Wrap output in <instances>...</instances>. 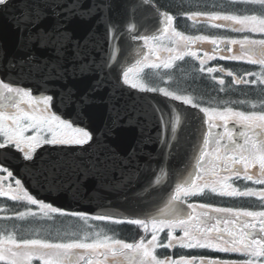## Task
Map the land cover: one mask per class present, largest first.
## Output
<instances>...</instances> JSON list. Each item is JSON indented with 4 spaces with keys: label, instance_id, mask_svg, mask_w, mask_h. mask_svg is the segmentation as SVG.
I'll use <instances>...</instances> for the list:
<instances>
[{
    "label": "snow or ice",
    "instance_id": "obj_1",
    "mask_svg": "<svg viewBox=\"0 0 264 264\" xmlns=\"http://www.w3.org/2000/svg\"><path fill=\"white\" fill-rule=\"evenodd\" d=\"M224 5H197L194 10L179 15L161 8L157 0H140V8L152 14L149 24L131 15L105 22V44L111 49L103 60L95 55L99 41L89 29L77 36L69 28L76 9L58 12L56 22L45 27L46 7L60 5L25 4L18 15L9 9L13 0H0V16H11L10 23L19 34V57L8 58L0 44V198L23 205V210L0 207V221L13 227L0 231V264H264V98L256 101H224L222 107L202 106L192 95L172 90L169 82L173 74L156 72L165 86H153L143 79L145 69L171 70L177 61L191 57L198 61V71L208 74L225 92V76L231 77L228 88L250 86L264 93V0H228ZM95 13L88 9L81 19ZM181 18L202 23L210 29L239 34L186 35L177 29ZM168 43H164V41ZM126 44L122 49L120 42ZM208 47H204V45ZM146 49V51H144ZM135 51V63L121 67L123 51ZM50 52L51 56L43 55ZM161 53H166L163 57ZM202 53V54H201ZM154 58V59H153ZM243 61L258 65L259 71L239 75L223 66H207L214 60ZM39 75L43 89L24 86L8 80V74ZM89 73L102 74L96 83L79 95L72 89L60 90L49 83L83 78ZM215 73L222 74L220 77ZM115 75L118 84L140 92L159 93L180 106L198 109L203 116L196 130L191 155L182 169L166 165L151 168L144 191L163 200L164 206L155 213L144 212L127 218H117L109 211L91 216L84 212H68L40 199L31 189L49 182L46 170L36 167L39 150L50 146L89 145L94 137L87 126L63 118L57 105L75 104L83 107L91 102L96 90ZM167 76V80L163 77ZM249 103L252 110H240L231 105ZM259 109V110H257ZM163 129L159 139L164 159L179 145L187 122V112L172 105L167 110L154 107L153 114ZM239 125L235 130L229 125ZM223 128L222 132L215 131ZM239 136V140L236 138ZM136 149L128 153L121 166L129 169L128 180L139 172ZM85 171L82 180H87ZM244 181L241 185L239 182ZM166 192V196L161 195ZM224 199L256 198L258 209L234 208L194 200L206 194ZM70 215L85 222L83 236L65 234L57 238H43L39 233L29 237L18 231V221L51 219V214ZM128 223L142 229L139 239L131 242L103 232L91 231L87 221ZM212 221H215L214 223ZM204 250L200 253L158 254V249L176 248ZM214 253L235 254L240 259H221Z\"/></svg>",
    "mask_w": 264,
    "mask_h": 264
},
{
    "label": "water",
    "instance_id": "obj_2",
    "mask_svg": "<svg viewBox=\"0 0 264 264\" xmlns=\"http://www.w3.org/2000/svg\"><path fill=\"white\" fill-rule=\"evenodd\" d=\"M31 0H13L9 9L11 15H18L25 4ZM42 5H60V8L46 7L47 19L45 27L56 22L58 12H69L76 9L81 15L91 9L95 15L91 18L81 19V15H73L69 28L74 29L77 36H83L91 29L95 39L99 41L95 55L98 62L106 58L111 49L105 44V22L110 16L118 21L131 15L136 8L138 18L154 26L152 14L140 8V0H34ZM11 16H0V44L7 51L8 58L22 55L18 47L16 29L9 22ZM120 46L126 49L121 41ZM43 55L51 56L50 52ZM123 63L127 67L135 59V51L122 52ZM3 71V69H2ZM93 76L90 78L89 76ZM86 75L83 78L69 77L67 80L48 87L60 90L61 84L65 89H72L77 95L89 90L96 83V77L103 78L102 74ZM88 77V78H86ZM8 80L18 81L24 86L34 88L44 87L39 75L23 73L8 74ZM94 100L85 106L78 107L71 104L70 111L65 116L89 126L94 132V139L84 146H46L39 150L36 167L46 170L49 182L38 187L35 181L31 182V189L40 199L67 209L79 210L89 213L101 214L104 211L117 216H135L144 212L155 213L157 208L164 206L163 200L156 195H149L144 191L147 178L150 174L149 165L155 169L159 165H166L171 169H182L184 162L191 155V146L195 141L196 130L200 127L201 113L188 106H180L177 101H170L160 94L140 92L130 87L118 84L115 75L107 77L94 94ZM107 98L104 100V98ZM172 105L179 107L181 112H187V122L181 135L180 143L172 149L171 155L164 159L162 153L168 149L163 148L159 139L164 138L163 129L157 119L158 113L153 114V108L159 107L167 110ZM136 149L139 172L128 180L129 169L121 166L128 153ZM87 171L88 179L81 177ZM161 195L166 196V192Z\"/></svg>",
    "mask_w": 264,
    "mask_h": 264
},
{
    "label": "flooded vegetation",
    "instance_id": "obj_3",
    "mask_svg": "<svg viewBox=\"0 0 264 264\" xmlns=\"http://www.w3.org/2000/svg\"><path fill=\"white\" fill-rule=\"evenodd\" d=\"M224 5L225 7H230L228 4V1H225ZM192 22V21H191ZM183 28L185 30L186 35H197V34H223V35H234L238 36L239 34L236 33H230L226 32L224 30H220L217 32V30L210 29L205 24H196V23H187L183 25ZM196 30H198L196 32ZM204 47H208V45H204ZM202 54V53H201ZM163 57H166V53H161ZM154 59V58H153ZM223 66L226 69H231L234 72H236L239 75H243L247 71H259L258 65H251L247 64L243 61H228V60H214L210 61L207 66ZM199 63L196 60H193L191 57H186L184 61H177L176 66L174 69L168 70V72L173 74V80L169 82L170 87L172 90H179L182 91L184 94L192 95L197 100L201 102L202 106H213V107H222L224 101H256L258 102L259 99L264 98V93L261 92L260 88L257 87H250V86H233L232 88H228V85L231 81V77H224L225 78V88L227 91L220 92L219 88L220 85L216 80L211 79V77L204 73H200L198 71ZM163 70V69H161ZM159 70H152V69H145V72L142 74L143 79L146 83H150L153 86H165L161 78L156 75V72ZM217 77H220L222 74L215 73ZM164 80H167V76L163 77ZM233 107H236L240 110H252L249 103L245 104H233L231 105ZM259 110V109H257ZM63 117V116H62ZM65 118V117H63ZM69 120V119H68ZM71 121V120H70ZM78 126V125H76ZM235 130H240L239 125H229ZM217 132H222L223 128L216 129ZM239 140V136L236 137ZM241 185H243L245 182L240 181ZM194 200H198L201 202H209L218 204L219 206H227V207H234V208H248V209H258V206L260 204V201L256 198H237V199H228V198H218L213 196L212 194H206L203 197L199 198H193ZM0 204L4 206H9L11 204H14L11 201H6L3 198L0 199ZM94 216L90 215L89 217ZM213 223L215 221H212ZM91 223V224H90ZM99 224L104 225L101 228L99 227ZM88 225H91L93 232H103L107 233L108 235H112L115 238L123 239L125 241L131 242L133 240L139 239V236L143 234L142 229H140L136 225H131L128 223L123 224H113L111 222H105V221H95L89 219ZM82 230L79 227L75 230V234L78 233V231ZM82 234L81 236H83ZM189 251L200 253L204 250H186L181 248L176 249H170V250H163L158 249V254L164 255V254H173L175 253L177 256L186 254ZM213 255L217 256L221 259H240L239 256L235 254H224V253H214Z\"/></svg>",
    "mask_w": 264,
    "mask_h": 264
},
{
    "label": "trees",
    "instance_id": "obj_4",
    "mask_svg": "<svg viewBox=\"0 0 264 264\" xmlns=\"http://www.w3.org/2000/svg\"><path fill=\"white\" fill-rule=\"evenodd\" d=\"M157 3L163 7L164 9H171L172 12L173 9L175 8H178V7H182L185 5L184 2H182L181 0H157ZM173 8V9H172ZM179 14V13H178ZM10 208V207H9ZM11 208H15L16 210H23V207H17V206H14V207H11ZM5 213H0V216L4 215ZM17 225L19 226L20 224V221L16 222ZM37 226V223H27V228L29 227H36ZM7 227L9 230H12V223H8L7 225L3 222V221H0V231H3L4 228ZM27 236V235H26Z\"/></svg>",
    "mask_w": 264,
    "mask_h": 264
},
{
    "label": "rangeland",
    "instance_id": "obj_5",
    "mask_svg": "<svg viewBox=\"0 0 264 264\" xmlns=\"http://www.w3.org/2000/svg\"><path fill=\"white\" fill-rule=\"evenodd\" d=\"M57 214H59V213H57ZM59 215L62 216L61 218L66 219L65 221L63 219L59 220V226L61 228L64 225L63 223H65V224H71V223L75 222L76 220L81 221L79 218L73 217V216H70V215H61V214H59ZM65 216H68V217L66 218ZM51 220L52 221H49V219H39V221L41 223H39L36 226L37 228L34 229V230H32L31 233L32 234L39 233V235H44L46 233V228L48 230H50L52 228V226L54 225V222H53L54 221V218H51ZM23 234H25V233H23Z\"/></svg>",
    "mask_w": 264,
    "mask_h": 264
}]
</instances>
